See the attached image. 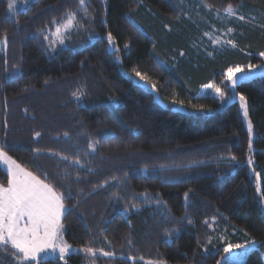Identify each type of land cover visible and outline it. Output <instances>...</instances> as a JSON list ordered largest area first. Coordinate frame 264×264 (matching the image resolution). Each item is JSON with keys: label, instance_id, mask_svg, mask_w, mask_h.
<instances>
[{"label": "trees", "instance_id": "16d2710c", "mask_svg": "<svg viewBox=\"0 0 264 264\" xmlns=\"http://www.w3.org/2000/svg\"><path fill=\"white\" fill-rule=\"evenodd\" d=\"M205 1L221 11L245 5L262 26L239 38L238 50L210 58L193 48L174 0H31L11 19L9 0H0V145L28 171L47 174L70 208L66 240L95 250L41 264H218L228 243L246 240L259 247L244 264H264V208L252 175L259 172L264 199V74L236 87L254 149L238 101L220 107L197 95L216 75L231 96L221 70L248 56L264 62L244 51L264 46V0ZM69 11L82 27L49 47L53 21ZM109 32L119 51L110 50ZM136 71L167 103L135 81ZM7 181L0 167V184ZM14 251L0 248V264H17Z\"/></svg>", "mask_w": 264, "mask_h": 264}, {"label": "snow or ice", "instance_id": "6c2138e0", "mask_svg": "<svg viewBox=\"0 0 264 264\" xmlns=\"http://www.w3.org/2000/svg\"><path fill=\"white\" fill-rule=\"evenodd\" d=\"M79 5L84 6L85 0H79ZM15 8L16 0H9L10 19L16 15ZM225 12L228 16L236 15L231 5L225 9ZM84 15H87L86 11ZM238 18L244 19L243 16ZM13 23L18 24V21L13 20ZM53 23L55 24V30L51 32L53 40L50 42L49 47H53L57 43L63 44L66 33L74 27H82L77 20L76 13L71 11L65 14L62 22L53 21ZM228 31L231 32L232 30L229 29ZM40 34H44L43 29ZM44 38L48 39V36L45 35ZM107 42L111 51H119L111 32L107 34ZM213 43L221 44L225 42L215 40ZM226 43L231 44L232 41H227ZM127 47L128 45H125V48ZM260 56L264 57V52H261ZM260 67V65L251 63L247 64L246 67L236 65L235 67H229L224 73V77L229 82V87L234 90L239 80L251 78V76L256 74L254 70ZM14 71L19 72L20 69H15ZM135 77L139 78L144 83V86L155 94L156 102H160L159 95L156 93L157 85L155 83L149 84L148 78L139 71L135 72ZM203 88L212 89L216 95L221 98L224 97L222 89L211 83L203 85ZM73 96L79 100L82 94L78 95L74 92ZM240 101L244 107V115L247 116V106L243 95L240 96ZM172 103H178L182 106L184 102L172 101ZM248 130L251 133V122H249ZM35 135L39 137L40 133L37 132ZM4 147L0 145V167L5 170L8 181L6 187L0 184V248L10 245L15 250L12 255L17 264H41V254L43 253L46 256L49 249L53 253L58 250L59 259L64 260L65 255L71 248L62 236L63 224L61 223V218L70 211V208L64 204V195L55 191L53 185L46 182V173H43L45 179H41L28 171L13 159L4 150ZM88 147L94 150L96 145L91 143ZM249 147L251 148V140L249 141ZM36 151L39 152V150ZM62 158L67 159V157ZM230 159L235 160V157ZM76 163H79V161L77 160ZM248 163H252L251 159L248 160ZM256 175L259 177V173ZM68 198L71 197L69 196ZM255 243V240H246L244 244L228 243L223 248V251L231 254L234 249H243L245 244L254 245ZM83 251L95 254V250L92 248H85ZM103 255L112 256L113 253L105 252ZM218 264H222V262H218Z\"/></svg>", "mask_w": 264, "mask_h": 264}, {"label": "rangeland", "instance_id": "374dc122", "mask_svg": "<svg viewBox=\"0 0 264 264\" xmlns=\"http://www.w3.org/2000/svg\"><path fill=\"white\" fill-rule=\"evenodd\" d=\"M30 1L31 0H16L15 11L17 12L19 9H24ZM174 1L178 5V7L180 9H182L181 22L183 21V22L191 23V30L193 31V33L192 32L190 33L189 38H191V41H192L191 43H192L193 48L197 49L198 53H204L205 56H208L210 58H214V57L218 56L219 54L226 53L227 51L238 50L239 49L238 44H239V40H240L239 38H244V35L245 36L249 35V34L253 35V33H254L253 31H256L255 26H257V24L261 25L260 20L263 19L262 18L263 16H261V14L260 15L256 14L257 17L259 18V22H257V20L251 19V17L249 15H247L245 12L246 11L245 5H241L239 8H236V9L233 8L236 12V15L235 16H228L227 13L225 12V10L221 11V10L214 9L205 0H174ZM240 16H243L244 19L243 20L239 19L238 17H240ZM186 25L188 27H190L189 24H186ZM229 29H231L232 31L229 32L228 31ZM68 33H66L65 36ZM52 40H53V36H52ZM215 40L224 41L225 43H221V44L213 43V41H215ZM227 41H232V43L228 44V43H226ZM242 43H244V45L246 47H248L250 45V43L247 41H242ZM244 51L248 52V54L261 53V52H264V46L262 48H260V50L258 49L255 51H251V50L250 51L244 50ZM181 55H185L184 50L181 51ZM247 58L248 59L246 62H244V63L238 62L237 65H240L241 67H246L247 64H249V63L255 65L252 62L253 59L250 56H248ZM258 65H260L261 67L254 70L256 72V74L254 76H251V78H247V79H241L237 82V84L241 81L249 80V79H252L254 77L263 75L264 74V62L261 64H258ZM235 66L236 65L227 66V67L223 68L221 71L225 73L229 67H235ZM122 69L126 73L129 74V72L126 71L124 68H122ZM238 75H240V74H238ZM134 79L136 82L141 83L144 86V83L141 82L139 80V78L134 76ZM222 81L224 83L229 84V82H227L225 80V77L222 79ZM148 83L151 84V82H149V81H148ZM209 83H211L217 87H220L222 89V91L224 92L223 87H221V85L216 80V75L214 77H212L206 84H209ZM237 84L235 85L234 93L231 96L227 95L224 92V97L221 98L218 95H216L212 89L203 88V85L200 86V89L198 90L197 95L198 96L210 95V96L216 97L219 100L220 107H224L225 105H227L233 101H238L239 105H240V110H241V113H242V116H243V119L245 121L247 128H248L249 122H251V125H252V131L250 133L251 148L254 149V147H255V144H254V142H255L254 125H253V122L250 118L247 99L243 95L245 97L246 106H247V116L244 115V107L242 106L241 101H240V96L242 94H240L236 91L237 90L236 89ZM146 88L149 89L148 87H146ZM156 93H158V95H159V101L160 102L167 103L164 99H162L161 93L157 90V88H156ZM175 107L179 108V109H186V106H184V105L181 106L178 103L175 105ZM257 173H259V172L255 171L252 168V175L254 176L255 183H256L257 188H258V192L261 195V201H262V205L264 208V199L262 197V191H261V188H262L261 176L259 174V177H257V175H256ZM65 206H66V204H65ZM63 217L61 218V223H62ZM62 236H63L64 241L71 246L69 252L65 255V258L68 255L75 253V252L86 253L83 251L85 249L84 247L72 245L71 243H69L66 240L65 235H64V228L62 229ZM222 241L227 242L228 240H227V238L223 237ZM255 241H256V243L254 245L245 244V247L243 249H234L231 252V254H227L226 257H224L221 260L222 264H244L248 254L253 249L259 247V241H257V240H255ZM88 254H91V253H88ZM56 257H59L58 250L53 253L52 250L49 249L48 254L46 256L43 253L41 254V259L56 258ZM150 264H159V263L151 262Z\"/></svg>", "mask_w": 264, "mask_h": 264}]
</instances>
